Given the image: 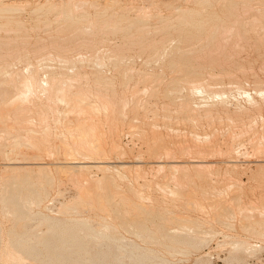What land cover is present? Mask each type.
Here are the masks:
<instances>
[{
	"label": "bare ground",
	"instance_id": "obj_1",
	"mask_svg": "<svg viewBox=\"0 0 264 264\" xmlns=\"http://www.w3.org/2000/svg\"><path fill=\"white\" fill-rule=\"evenodd\" d=\"M87 1L0 0V130H2L0 145L9 147V149L6 148V151L2 149L3 153L6 152L5 156L9 161L1 173L3 185L2 188L0 187V214H2L0 218L4 216L7 222H11V224L9 223L11 227L9 226L10 229H8L9 235H5V237L9 236L6 237L7 240L3 239L0 228V264H149L151 260V264H159V262L153 261V258L155 259L163 253L159 252L160 249L157 252L154 245L162 244L165 249H170L169 254L176 251L180 253L183 248H177L183 247L182 245L199 248L207 241L208 236L212 238L214 234H218L214 223L232 227L231 221L237 214L240 217L239 224L242 230L253 236L264 238V203L246 204L242 198L244 193L240 185L242 182L237 180L238 178L236 180L229 178V173H226V178L233 181L227 180L226 182H230V184L224 190L213 185L216 180L213 177L215 175L206 174L211 172L208 171L207 164L202 163L205 161L191 162L193 168L190 170L185 162L183 165L178 160L168 158L187 152L191 155L190 152L201 154V152L215 150L214 145L217 140L215 135L211 133L212 138H208L209 135H203L204 139L197 140L195 139L196 133L190 142L184 141L185 138L174 141L169 138L167 129L165 132L168 133L165 136L160 133L162 131L159 132L161 130L159 125V127L157 126L159 130L154 126V123L159 122V119L155 117L159 116L157 114L160 110L159 106L156 107L157 101L154 99L160 98V94L165 97L163 103H160L163 115L161 121L166 120L164 127L173 117L172 113L178 117H175L178 123L179 116H181L182 120L180 121L183 124L185 123L183 119L191 120L193 124L196 120L195 125L198 123L196 126H199L202 119L200 121L198 118L205 117L204 120L207 118L211 120L217 116L218 119L221 117L218 112L220 107L229 109L226 106L223 107L228 96L224 90L216 91V96L220 97L213 102L205 103L200 97V100L204 102V104H200L201 106L195 105L196 101L192 105L190 93L199 91L198 94L201 95H203L202 93L209 94V88H213L214 85L211 84L212 87L208 85V78L211 79V75H218V80L219 77H223L219 76L222 75V72L221 74L216 72V75L210 73L206 75L209 76L207 79L201 80L205 76L204 69L206 67H221L223 65L220 62L221 57L222 60L231 58L234 48L230 51L231 46L226 45L228 40H223L224 35H226L225 38L235 35L236 39L244 40L246 34L249 33V29L246 28L248 25H251L250 28L254 33L259 25L263 29L261 31H264V7L253 4L251 6L249 4L251 0H198L194 6H169L168 8L171 10L167 14L156 15V7L158 8L156 0L154 3L150 0L147 2L148 5L145 4L146 6H137L133 0ZM186 1L184 0V2ZM191 2L193 3L192 0ZM88 5L94 10H88ZM218 5L221 13L215 10ZM253 7V11L260 10V12L252 17L251 23H248L249 19L247 22L243 21L246 20L243 19L244 14L251 12L250 8ZM159 13L163 12L159 10ZM27 14L33 18V24L25 22L24 16ZM150 16L157 20V24L154 28L152 27L154 30L151 34L149 32L151 29L149 21L152 19ZM32 30L35 31L36 37H32ZM39 31L44 35H39ZM113 34L122 36L121 43L116 42L118 39L114 41L112 39L114 45H110L111 41L105 47L108 59L115 66L114 68H117L114 71H117L118 68L122 69V67L124 69L121 77L124 89L120 92L114 88L112 78L100 70L102 65H106L107 58L104 53H100L102 51L99 50L100 47L97 48L98 44L108 43L109 35ZM232 37H227V39L230 40ZM259 40L260 44H262L261 41L264 42L260 38ZM232 41L235 44L240 42L234 39ZM247 42L249 39L244 43L248 44ZM253 43H251L252 48L255 45V42ZM241 44L235 46L240 48ZM244 48L242 49L241 45V53L245 52ZM83 49L86 50L84 52L86 54L81 53ZM237 50L240 51L236 48L235 51L238 52ZM143 54L147 64L165 57L163 65L169 68L166 70L171 75H169V80L164 83L165 87L162 92L160 86L166 80L163 79L164 70L161 73L140 71L137 74V82L132 83L135 67L132 66L133 69H130L132 67L127 59ZM49 60L58 61L57 67L53 65L41 67L44 69L50 67V69L58 70L69 69L72 73L65 70H46L45 75H40L41 70L38 65H44L47 61L50 64ZM247 63L249 62L247 61ZM263 64L260 66L264 67ZM18 65H22L23 68H17ZM86 65H90V69L94 70L91 73L81 71L86 68ZM138 69L140 70V68ZM245 72L247 71L245 70ZM232 73L234 72L232 71ZM232 73L230 70V74ZM237 79L240 80V78ZM206 80L208 81L205 82ZM228 81L227 86H229ZM236 81L234 82L236 83ZM223 83L225 84V82ZM140 85H143V88H140ZM234 87H239V85ZM184 89L186 94L183 98L181 97L182 100L179 99L180 102H177L176 95ZM252 91L254 90L252 89ZM244 92L247 94L249 91L243 89V96ZM255 93L260 96L261 101L255 100L253 95H246L247 102L261 115L264 112V88L258 86ZM141 94L148 96L142 98ZM214 98L217 97L214 95ZM153 101L156 103L155 105ZM59 104H62L63 107H60ZM241 105L237 106L239 108L237 110H240ZM237 110L232 112L235 117L239 118L238 125L240 126H238V131L232 130L230 135L227 133L229 141L224 140L226 151H229L235 143L238 145L239 135L242 138L243 133L246 134V132L248 135L252 133L253 137L261 135L263 137L261 140H264V118H260L259 127L254 129L252 126L255 124L256 127V120L253 123L249 121V125L244 121L245 119L243 120L247 113L246 110L250 111L249 108L242 107L240 111L245 110V112ZM149 113L153 115L152 119L153 117L155 120L157 119L156 122L148 123L151 126L153 124L154 127L152 126L151 129L145 127V119ZM225 114L226 112H224ZM227 114L229 115V112ZM251 116L246 120H253L254 116ZM229 118L231 119V116ZM152 119L151 121L154 120ZM211 122L213 123V121ZM236 122L233 123L232 120L228 123L236 126ZM207 124L209 126V123ZM221 124L223 125V123ZM214 125L212 124L210 127ZM201 127L203 128V125ZM123 128L125 133H130L132 136L138 135L145 141V149L137 151V156L134 157V159L138 157L136 161L134 160L135 164L126 161L116 162L118 165L110 163V155L121 154L120 156L124 155L125 157V154L132 152L131 146L124 145L123 147L121 143L120 134L121 132L123 134ZM169 128L172 129L171 125ZM203 129L205 130V128ZM234 129L236 128L234 127ZM175 131L177 133V129ZM205 132L203 131L204 134ZM206 134L208 133L206 132ZM253 137H248L247 141L255 139ZM254 145H256L255 149L257 147L255 151L264 149V143L257 142ZM217 146L219 145L217 144ZM240 146L242 148L243 143ZM216 150L219 153L221 148ZM235 150L238 151V146L234 149L236 155ZM243 150L238 153H242ZM248 150L250 151V149ZM261 150L259 151L261 152ZM45 152H50L58 159L54 164V169L47 166L50 163L45 164L38 160L42 156L44 158ZM144 153L149 156L161 157H155L157 160L153 161L154 165L152 166V162L150 165L157 166L156 169L153 168L157 173V169L166 170L163 171L164 173L162 172L163 174L157 175L156 179H148L145 174L148 172L140 167L142 160L139 158ZM245 153L248 154L247 151L242 154L245 155ZM212 155L214 156L213 152ZM163 156H166L167 159L162 158ZM191 159L194 160V158ZM208 164L214 166L213 162ZM202 165L207 167L206 173L205 170L202 171L205 168ZM233 165L230 172L236 174V172L238 173V168H235L237 163L235 166ZM93 168L102 171V175L100 173L95 181L91 179L93 175H90ZM132 168H134L133 171ZM151 168L148 169L152 172ZM180 168L183 172L182 180L184 179V182L174 175ZM181 171L179 173H182ZM225 171L222 174L223 177ZM62 173L65 174V179H71L72 182L77 183L72 187L78 188V195L71 197L72 199L61 200L60 206L57 205V209L53 207L55 209L53 210L49 203L54 199V196L51 197L52 191L56 192V196L58 194L61 196L59 184L65 180L60 176ZM153 175L155 176V174ZM195 176L203 179L205 184H198L194 180ZM124 178L128 179L126 185H122L119 181ZM226 178L224 177V179ZM155 180H158L156 184L164 192V194L162 193L163 198L154 197V194L152 195L150 192ZM170 180L172 184L169 183ZM224 181L221 180L222 183ZM63 183L65 186V182ZM228 189H231V193L233 192L232 196L230 193L231 197L229 198H227ZM156 190L158 191V189ZM165 193L167 194L165 195ZM177 201H182L185 205L192 207V210H199L202 216H189L186 212L187 208L186 210L185 208L181 209L187 213L186 215H181L180 212V214L175 213L176 208L173 207H178ZM47 209L53 214H49ZM177 209L179 210V208ZM90 210L95 212L94 216ZM207 214L212 218L209 222H206L208 221L205 218ZM156 219L158 220L156 221ZM34 221L38 224L33 223L35 226H32L31 222ZM205 225L207 226L205 227ZM226 237L229 236L225 235L224 237L223 235V238ZM230 243H228L229 246L234 249L254 248V244L252 245L246 239L233 241L232 245ZM160 259L164 262L166 258L162 259L161 257ZM156 260L158 261V259Z\"/></svg>",
	"mask_w": 264,
	"mask_h": 264
},
{
	"label": "rangeland",
	"instance_id": "obj_2",
	"mask_svg": "<svg viewBox=\"0 0 264 264\" xmlns=\"http://www.w3.org/2000/svg\"><path fill=\"white\" fill-rule=\"evenodd\" d=\"M30 1H32V2H36V0H30ZM38 1V0H37ZM87 1V0H86ZM100 1V0H99ZM135 1V2H134ZM146 1V2H145ZM140 0V2H138V0H137V2H136V0H133V3L135 4V5H137V6H143V5H148V3L147 2H150V0ZM153 1V3H154V1L155 0H151V2ZM165 1V2H164ZM167 1V2H166ZM169 0H156V4L158 3V8L156 7V15H164V14H167L171 9H169L168 7L169 6H171V7H174V6H180V7H184V6H194L195 5V3H196V1H198V0H192L193 1V3L191 2V0H187L188 1V3H187V1L186 2H184V0L182 1V0H178L177 2H175L176 0H170L171 1V4H169V2H168ZM250 1V0H249ZM255 1V2H254ZM88 2V1H87ZM164 3V4H163ZM167 3V4H166ZM264 0H253V2H252V0L250 1V5L251 4H253V5H260V6H263L264 7ZM87 4V3H86ZM89 4V3H88ZM145 5V6H146ZM164 5V6H163ZM253 5H251V6H253ZM87 8H88V10H90V11H93L94 9L92 8V7H90L89 5L87 6ZM165 8H167V9H165ZM256 8V7H255ZM251 10L252 9H254V7L253 8H250ZM159 10H161V12H163V13H159ZM215 10L216 11H218L219 13H221V11H220V9H219V5L218 6H216L215 7ZM248 10V9H247ZM158 11V12H157ZM256 10H252L251 12L249 11H246V12H248L246 15L244 14V18L243 19H246V20H243V21H246L247 22V19H249V21H248V23L250 22L251 23V21H252V17L254 16V15H256V14H258V12H260V10H258L257 12H255ZM245 12V13H246ZM259 14H261V13H259ZM247 16V17H246ZM152 19H150V21H149V25L151 26V29H150V34L151 33H153V30H152V27L154 28V26L157 24L156 23V19L153 17V16H150ZM24 20H25V22H27L28 24L29 23H31V24H33V18L32 17H30L28 14L27 15H25L24 16ZM28 20V21H27ZM31 20V21H30ZM263 22H264V19H263ZM264 24V23H263ZM251 27V25H248V26H246V28L247 29H249V33H247L246 34V39L244 38V40L246 41V40H248L249 39V42H247L248 44H245L244 42V40H241V39H236V37H235V35H229V36H227L228 38L229 37H232V38H230V40L229 39H227V37L225 38L224 36H226V35H224L223 36V40H228L229 41V43H227L228 41H226V45L227 46H231L230 47V51H232L233 49L232 48H234V51L236 50V48L237 49H240V51L239 50H237L238 52H240L239 54H237L238 52H236L235 51V54H233V52L234 51H232L231 52V58L228 60V58H223V60H222V57L220 58L221 60H220V62L223 64L221 67L220 66H214V67H211V66H208V67H206V69H204L205 70V73H204V77L201 79V80H203V79H207V77H209V76H206V75H208V74H212V73H214L215 75H216V72L218 73V72H220L219 74H221V72H222V75H219V76H223V77H219V80H218V78H217V76L218 75H216V76H213V75H211V79L210 78H208L209 79V81L208 80H206L205 82H207L208 81V85H210L211 87H212V85H214V87L213 88H209V94H206V93H202L203 95H201V94H198V92H195V93H197V94H195V93H190V99H191V102H192V105L195 103V101H196V103H195V105L197 104V105H200V104H204V102L205 103H207V102H213V101H215V100H218L219 98L218 97H220V96H216V91H226V96H227V94H228V96L226 97V102L224 103V105H223V107L224 106H226L227 108H229V109H226L225 107H224V109L223 108H219V110H218V112H219V116H221L222 117V119L221 120H223V121H221L220 120V118H218L217 119V116H215L216 117V119H215V117L213 118V119H211V120H208V118L207 119H205V120H207L208 122H206L205 120H204V118L205 117H202V118H198V120H200L201 121V119H202V121L200 122V121H198V122H200L199 123V126H196L198 123H196V125H195V122H196V120H195V122H194V124H193V122L191 123L189 120H184L183 119V122H185L184 124L182 123V121H180V120H182V118H181V116H179V123H178V121H177V119H175V117H176V115L174 114V113H172L173 114V117L171 118V120L169 121V122H167V125L164 127V125H165V122H166V120L165 119H163V120H165V121H161V119H162V112H161V110H162V104L160 105V103H163V101L165 100L164 98L165 97H163L161 94L159 95V97L160 98H155L154 99V101L156 100L157 101V104L156 103H154V101H153V103H154V105L156 104L157 106V108H158V106H159V108H160V110H159V114H157V115H159L158 117H155V118H158L159 120V122H156V120H155V118L153 117V119H152V117L151 116H153L151 113H149V115L147 116V119H145V127L146 128H150L151 129V127L153 126V124H152V126H151V124H149L148 125V123L150 122H156V123H154V126H155V128L157 129V130H159V129H161V130H159V132L160 131H162V132H160V133H162L163 135H165V134H167L168 132V136H169V138H171V139H173L174 141H177V140H184V138L186 139V140H184V141H187V142H190L191 140H192V138L193 137H195L196 135V133H197V136L195 137V139H197V140H202V139H204L203 137L205 136V135H209V137L208 138H212L213 137V135H215V138L217 139L216 140V142H215V150H212V151H207V152H204L205 153V155H203L204 153H202L201 152V154H199L198 152H190L191 153V155L190 154H187V153H182V154H178V155H176L175 157H168L169 159H175V160H178V162H180V163H186V165H188L189 166V168L188 169H190V170H192V163L194 162V163H196V160H199V161H205V162H202L203 164L205 163V164H207L206 166L208 167V171L209 172H211L210 174L209 173H206V169H207V167H205V166H203V167H205L202 171H204L206 174H208L209 176H213V175H215V176H218V177H215V176H213L214 177V179H216V180H214L215 182H213V185H216L217 187H219V188H222V189H226L227 187H228V185L230 184V182H226L227 180L229 181L230 179H227L226 178V173H229V178L231 177L232 179H237V180H240L242 183L240 184L241 185V188H242V190H243V194H242V198H243V200H244V202L246 203V204H248V203H252V202H254V204H259V203H264V149H258L257 151H255L256 149H257V147H256V149H255V146L256 145H254L255 143L257 144V142H261V143H264L263 141L264 140H261L263 137H261V135H259V136H255V137H253V135H251L252 133H249V135L247 134V132H246V134L245 133H243L244 134V136H242V138H241V135H239V137H238V139H240V142L238 141V139H237V143H238V145L235 143L233 146H232V148L231 149H229V151L227 150L226 151V148H225V146H224V144H226V142L227 141H229V135L231 134L230 132H232V130H235V131H238V126H240V125H238L239 124V118H237V117H235V115L233 114V112H235V111H233V110H237V109H239V108H237V106L239 107V105H241V108H240V110H242V107L243 108H246V109H248L249 108V110L250 111H247L246 110V112L248 113V115H247V113L244 115V117H243V120L247 123V125H249L248 123H250L249 121H252L251 123H253L255 120H256V127L254 126L255 124H253V128L254 129H257L258 127H259V125H260V118H264V112L260 115V113H257V111L256 110H254V108H252V106H250L249 104H248V102H247V96H249V95H253L254 96V98H255V100H258V101H261V98H260V96L257 94V93H255V89L258 87V86H260V87H263L264 88V67H262V66H260L262 63H264V42H262L261 41V43L262 44H260V40H259V38L261 39V40H264L263 38H264V31H261V30H263L262 28H260L261 27V25H259L257 28H256V30H254L255 31V33L252 31V28H250ZM262 27H263V25H262ZM264 28V27H263ZM41 31H39V35H44V33L43 32H41ZM35 33V31H33L32 30V37H36V33ZM261 33V34H260ZM33 35H35V36H33ZM259 35V36H258ZM97 37V36H96ZM250 37V38H249ZM263 37V38H262ZM238 38V37H237ZM255 40H254V39ZM112 39H113V41L114 40H117L118 39V41H116L117 43H121L120 42V40L122 41V36H120L119 34H113V35H109V37H108V43H106L105 45L103 44V45H101V44H98V45H100V46H98L97 45V48H99V50L101 51L100 53H104V55H105V58H107L108 59V57H107V50H106V47L105 46H108V44L112 41ZM232 39H234L235 41H240L239 43H236L237 45L238 44H241V43H243V44H241L242 45V49H243V47H245L244 48V53H241L242 51V49H241V45H239L240 46V48L239 47H237V46H235L236 44L234 43V41H232ZM258 39V40H257ZM251 40V41H250ZM253 40V41H252ZM113 41L110 43V45H112L113 44ZM224 41V42H225ZM115 42V44H117ZM253 42H255V45L253 46V48H252V44H254ZM231 43H234L233 45L231 44ZM250 43V44H249ZM252 43V44H251ZM114 45V44H113ZM250 47H249V46ZM258 45V47H256ZM250 48V49H249ZM232 49V50H231ZM246 49V50H245ZM83 50H85V49H83ZM81 51V53L83 54L84 52H86V50L85 51ZM88 53V52H87ZM84 54H86V53H84ZM248 55V56H247ZM262 55V56H261ZM139 56V57H138ZM141 56V57H140ZM239 56V57H238ZM140 58V59H139ZM106 59V65H102L101 66V69L100 70H102L107 76H110L111 78H112V81H113V84H114V88L118 91V92H120V91H122L123 89H124V85H123V82H122V79H121V77L123 76V71H124V69H123V67H122V69L121 68H118V70L117 71H114V70H116L114 67V65L111 63V61H110V59H108L107 60ZM131 59H132V61H131ZM131 59H127L126 61L130 64V66L132 67H135L134 68V71H133V74L135 75L134 76V80L132 81V83H135V82H137V74H138V72H140V71H143V70H147V71H152V72H154V73H161V71L162 70H164V72H165V75H164V77H163V79L165 80L163 83H161V86H160V90H161V92H162V90L164 89V87H165V85H164V83L165 82H167V80H169L168 78H169V75H171L166 69H169V68H167L166 66H164L163 65V63H164V61L165 60H163V59H165V57H162L161 59H159V60H157V61H154V62H152V63H150V64H147V63H145V61H144V59H145V55L143 54V55H134V57H132ZM225 59V60H224ZM227 59V60H226ZM49 61H51L50 62V64H49V62L47 61V62H45V64L43 65V64H41V65H38V67L40 66V72H39V74L40 75H45L44 73H45V71L46 70H56V71H59V70H65V71H68L69 73L71 72V71H69V69L67 70V69H50V68H42L43 66L45 67L46 65H50V66H55V67H57V65H58V61H54V62H52V60H49ZM130 61V62H129ZM135 61V62H134ZM159 61V62H158ZM200 61H202V59H200ZM247 61L249 62V63H247ZM132 62V63H131ZM144 62V63H143ZM158 62V63H157ZM251 62V63H250ZM256 62V63H255ZM110 63V64H109ZM136 63V64H135ZM142 63V64H141ZM238 63V64H237ZM240 63V64H239ZM233 64V65H232ZM230 65V66H229ZM240 65V66H239ZM242 65H243V67H242ZM42 66V67H41ZM106 66V67H105ZM224 66V67H223ZM254 66V67H253ZM263 66H264V64H263ZM133 67L132 68H130V69H133ZM219 67V68H218ZM259 67V68H258ZM17 68H19V69H22L23 68V66L22 65H18L17 66ZM91 68V66L90 65H86V68L85 69H81V71H83V72H87V73H91L94 69H90ZM138 68H140V70L138 69ZM142 68V69H141ZM162 68V69H161ZM225 68V69H224ZM250 68V69H249ZM263 68V69H262ZM44 69V70H43ZM138 69V70H137ZM210 69V70H209ZM234 69H236V70H234ZM240 69H242L241 70V72H240ZM253 69V70H252ZM71 70V69H70ZM224 70V71H223ZM226 70H228V71H226ZM230 70H231V73H232V71L234 72V73H232V74H230ZM238 70V71H237ZM245 70L247 71V72H245ZM251 70V71H250ZM260 70H262V72H260ZM108 71H109V73H108ZM211 71V72H210ZM225 71H226V74H228V76H226V74H225V77H224V73H225ZM235 71H237V72H235ZM119 72V73H118ZM207 72H209V73H207ZM238 72H240V73H238ZM245 74H244V73ZM251 72V73H250ZM255 72V73H254ZM43 73V74H42ZM72 73V72H71ZM122 73V74H121ZM112 75V76H111ZM114 75V76H113ZM230 75H232L231 77H230ZM235 75H237V76H235ZM253 75V76H252ZM256 75V76H255ZM257 76H259V77H257ZM167 77V78H166ZM206 77V78H205ZM212 77H216V78H213L212 79ZM226 77H228V78H226ZM240 78V80L239 79H237V78ZM245 77H246V79H245ZM255 77V78H254ZM261 77V78H260ZM234 78V79H233ZM231 79V80H230ZM249 79V80H248ZM210 80H212L211 82H210ZM218 80V81H217ZM228 80H230V81H228ZM237 80V81H236ZM214 81V82H213ZM227 81L230 83V84H234V85H230L229 83H228V85L229 86H227ZM234 81H236V83L234 82ZM238 81H239V83H238ZM216 82V83H215ZM223 82H225V84L223 83ZM122 83V84H121ZM222 83V85H220ZM254 83V84H253ZM118 84H119V86H118ZM212 84V85H211ZM215 84H219L218 86L217 85H215ZM148 85H150V84H148ZM225 85V86H224ZM237 86V85H239V87H234V86ZM243 85V86H242ZM122 86V87H121ZM163 86V87H162ZM210 86H208V87H210ZM216 86V87H215ZM230 86H232V87H230ZM148 87V86H147ZM217 87H218V89H217ZM242 87V88H241ZM140 88H143V85H140ZM225 88V89H224ZM233 88H235V89H233ZM238 88H239V90H238ZM212 89H213V91L215 92H213L212 93ZM222 89V90H221ZM230 89V90H229ZM241 89V90H240ZM243 89H245V90H247V91H249V92H247V94H246V92H244V96H243ZM252 89L254 90V91H252ZM239 91V92H238ZM183 92V93H182ZM230 92V93H229ZM146 93V92H145ZM144 93V94H145ZM201 93V92H200ZM211 93V94H210ZM144 94H141V96H143L142 98H147V94L146 95H144ZM184 94H186V90L184 89V90H182L181 91V93H178L177 95H176V101L178 102L179 101V99L182 97H184ZM205 94V95H204ZM210 95H212L211 97H210ZM214 95H215V97H217V98H214ZM247 95V96H246ZM204 96V97H203ZM224 96V95H223ZM229 96H231V97H229ZM232 96H233V98H232ZM235 96V97H234ZM240 96V97H239ZM192 97V98H191ZM200 97H202L201 99L202 100H204V102L203 101H201L200 100ZM206 97H207V99H206ZM213 97V98H212ZM225 97V96H224ZM182 98H181V100H182ZM195 98V99H194ZM204 98V99H203ZM210 100H209V99ZM231 98V99H230ZM206 99V100H205ZM239 99V100H238ZM194 100V101H193ZM198 100V101H197ZM180 102V101H179ZM230 102V103H229ZM234 102V103H233ZM199 103V104H198ZM227 103V104H226ZM228 103H229V105H228ZM246 103V104H245ZM159 104V105H158ZM209 104V103H208ZM231 104H232V106H231ZM236 104H238L237 106H235ZM195 105H194V108H195ZM234 105V106H233ZM59 106L61 107H63V105L62 104H59ZM201 106V105H200ZM230 107H232V108H230ZM196 108H198V107H196ZM173 109H174V107H173ZM222 111H221V110ZM230 110V111H229ZM240 110H237L238 112H245V110H243V111H240ZM233 111V112H232ZM252 111V112H251ZM224 112H226V114L229 112V115L227 114H225L224 115ZM230 112H232V113H230ZM254 113V114H253ZM223 115V116H222ZM251 115H253L254 117H253V120H246V119H248V117H250ZM256 115V116H255ZM227 116H231V119L233 120V123H235L237 120H236V118L238 119V121L236 122V126L235 125H231L232 123H230V125H229V121H232L229 117V119L227 118ZM151 117V119L153 120V121H151V119H148V118H150ZM235 118V119H233V118ZM252 117V116H251ZM165 118V117H164ZM176 118H178V117H176ZM168 119V118H167ZM227 120V125L225 124L226 123V120ZM249 119H252V118H249ZM148 122H147V121ZM218 120H220L219 122H217ZM235 120V121H234ZM186 121H188V122H186ZM211 121H213V123L211 122ZM172 122V123H171ZM214 122H215V125H214ZM179 124V125H175V124ZM203 123V124H202ZM207 123H209V126H208V124ZM211 123V124H210ZM221 123H223V125L221 124ZM194 126V128H193V126ZM214 125V126H212V127H210V125ZM220 124V125H219ZM241 124V123H240ZM160 127H159V126ZM170 125H171V127H172V129L171 128H169L168 129V127H170ZM184 125H186V126H184ZM203 125V128H205V130L201 127ZM207 125V126H206ZM153 126V127H154ZM157 126L159 127V129L157 128ZM191 126H192V128H191ZM222 126H223V129H224V131H223V129H222ZM227 126V127H226ZM230 126V127H229ZM231 126H234L236 129H234V127L232 128ZM198 127H199V129H198ZM201 127V128H200ZM208 127V128H207ZM209 127H210V129H209ZM215 127H216V129H217V131H216V129H215ZM225 127H226V129H225ZM154 128V130H156ZM228 128V129H227ZM168 130V132H165V130ZM175 129H177V133H175L176 131H175ZM180 129V130H179ZM185 129V131H182V130H184ZM195 129H197L198 131H196ZM220 129H221V131H220ZM123 130V134H122V132H121V134H120V139H121V143H122V145H123V147H124V145L126 146V147H130V149L132 150V152H129V153H127V154H125V157H124V155H122V156H120L121 154H117V156H115V154L113 155L112 154V156L110 155L108 158L110 159V163H114V164H117L118 165V163H121L122 161L124 162V161H126V162H129L130 164H135V161L138 159V157H137V159H134V157H136L137 156V151H140L141 149L143 150V149H145V141H144V139L143 138H141L140 136H138V135H131L130 133L129 134H127V133H125L124 132V128L122 129ZM156 130V131H157ZM166 130V131H167ZM201 130V131H200ZM211 130V131H210ZM226 130H228L227 132H226ZM1 131L2 130H0V134H1ZM195 131V132H194ZM203 131L205 132H207L208 134H206V132H205V134L203 133ZM220 131V132H219ZM158 132V131H157ZM179 132H180V136H179ZM184 132L186 133V135L184 136ZM192 132H193V134H192ZM226 132V133H225ZM171 133H172V135H171ZM175 133V134H174ZM191 133V134H190ZM213 135H212V134ZM227 133H229V135L227 134ZM177 134V135H176ZM218 136H217V135ZM220 134V135H219ZM242 134V135H243ZM175 135V136H174ZM190 135H192V136H190ZM199 135H201V137H199ZM204 135V136H203ZM211 135H212V137H211ZM223 135V136H222ZM2 136H3V134H2ZM166 136V135H165ZM179 136V137H178ZM184 136V137H183ZM203 136V137H202ZM176 137V138H175ZM227 137V138H226ZM250 137H253V138H255V139H250V141H247V139H249ZM131 138H132V141H131ZM134 138V139H133ZM207 138V137H206ZM219 138V139H218ZM222 138H224L223 140H221ZM244 138V139H243ZM256 138H259V139H256ZM0 139H2V138H0ZM220 140V141H219ZM226 142H225V141ZM245 142H244V141ZM254 141V140H256L255 142H251V141ZM259 140V141H258ZM223 141V142H222ZM222 142V143H221ZM249 142H251V144H249ZM242 143H243V145L244 146H242V148L245 150V151H247L248 152V154L247 153H245V155H247V156H245V155H243L242 153L243 152H245L242 148H241V146L240 145H242ZM253 143V144H252ZM217 144L219 145V146H217ZM221 144V145H220ZM223 144V145H222ZM238 146V151H240V150H243V152L241 153H238V151H236L237 152V154L235 155V152H234V149ZM249 145V146H248ZM134 146V147H133ZM221 148V151L219 150V153L221 154V157L219 156V153H218V150H216V149H218V148ZM6 148H8L9 149V147H2L1 145H0V187L2 188V185H3V178L1 177V173L3 172L2 170H3V168L5 167V165H6V163H8V161H9V159L7 160L6 158H7V156H5V153H3L2 152V149H4L5 151H6ZM224 148V149H223ZM240 148V149H239ZM7 149V150H8ZM136 149V150H135ZM233 149V150H232ZM248 149H250V151L248 150ZM259 150H261V152L259 151ZM251 151H252V153H251ZM2 152V153H1ZM210 152H211V154H210ZM212 152H213V154H214V156L212 155ZM225 152H227V153H225ZM135 153V154H134ZM194 153L196 154L197 153V155H194ZM224 153V154H223ZM231 153V154H230ZM263 153V154H262ZM45 154V155H44ZM43 155H44V158H43V156H42V158H40V159H38L39 161L41 160V161H43L45 164L47 163H50V164H48L47 166H49V167H51V168H55V162L56 161H58V159L57 158H55V155H53V154H51L50 152H45ZM223 154V155H222ZM193 155V156H192ZM201 155V156H200ZM212 155V156H211ZM225 155V157H223ZM240 155V156H239ZM46 156V157H45ZM48 156V157H47ZM53 156V157H52ZM235 156H237V157H235ZM260 156H261V159H259L260 158ZM4 157V160H2V158ZM113 157H116V158H113ZM117 157H118V159L119 158H121L120 160H118L117 159ZM155 157H158V158H161V157H159V156H149L148 154H142V156H140V160H142V166H141V163H140V167L143 169V170H146V172H148V173H145V174H147V178L148 179H150V178H152V179H156L158 176L157 175H161V174H163L166 170L164 169H162V171H161V169H157L158 170V173L156 172V171H154L156 168H157V166L155 165L154 167H152L153 165H154V162L153 161H155V160H157V158H155ZM199 158V159H196V158ZM201 157V158H200ZM227 157L229 158V162L227 161ZM55 158V159H54ZM113 160H112V159ZM126 158V159H125ZM142 158V159H141ZM162 158H164V159H167L166 158V156H163ZM190 158V159H189ZM191 158H194V160L193 159H191ZM230 158H232V159H230ZM108 159V160H109ZM123 159V160H122ZM201 159V160H200ZM238 159V160H237ZM62 160H64V159H62ZM135 160V161H134ZM224 160V161H223ZM236 160V161H235ZM263 160V161H262ZM5 161V162H4ZM21 161V160H20ZM133 161V162H132ZM188 161H190V162H188ZM218 161V162H217ZM232 161H234L233 163H234V165H233V163H232ZM116 162H118V163H116ZM132 162V163H131ZM153 164H152V163ZM192 162V163H191ZM214 163V166L212 167V165L210 166L208 163ZM225 162V163H224ZM241 162V163H240ZM43 163V164H44ZM191 163V164H190ZM201 163V162H200ZM227 163H229V165H227ZM237 163V165H236V167L235 168H238V173L236 172V174L234 173V174H232L231 172H230V169L232 168L231 166L233 165V166H235V164ZM2 164H4V165H2ZM152 164V166H150ZM232 164V165H231ZM30 165H32V164H30ZM184 165V164H183ZM226 165H227V167H226ZM34 166V165H33ZM150 166V167H149ZM202 166H200V167H202ZM210 166V167H209ZM242 168H241V167ZM152 167V168H151ZM202 167V168H203ZM148 168H151L153 171L151 172ZM153 168H155V169H153ZM210 168H213V169H210ZM225 168H226V171H225ZM240 168V169H239ZM227 169H228V171H227ZM253 169V170H252ZM255 169V170H254ZM132 171L134 170V168H132L131 169ZM181 171V168L180 169H178V171ZM183 170V169H182ZM212 170V171H211ZM214 170V171H213ZM225 171V178L226 179H224V177H223V173H224V171ZM164 171V172H163ZM178 171H176L177 173L176 174H174L175 176H176V178L177 179H179V180H182V178H183V172L182 173H179ZM201 171V170H200ZM201 171V172H202ZM215 171H216V173H215ZM220 171H221V174H220ZM236 171V170H235ZM151 172V173H150ZM163 172V173H162ZM203 172V173H204ZM218 172V173H217ZM61 173V172H60ZM59 173V174H60ZM64 173H66V172H64ZM92 173V174H91ZM91 173H90V175H93L92 176V178L91 179H93L94 181H95V179L98 177V176H100V173H101V175H102V171H100V169H96V168H93V170H91ZM204 173V174H205ZM258 173H261V174H258ZM153 174H155V176L153 175ZM180 174V175H179ZM211 174H213V175H211ZM217 174V175H216ZM219 174L221 175L220 177H219ZM64 175L65 174H61L60 176L63 178V179H65L64 178ZM154 177H153V176ZM3 176V175H2ZM180 176V177H179ZM197 176V175H196ZM194 177V180L199 184V183H203V184H205V181L203 180V179H200V178H197V177ZM259 176V177H258ZM172 177V176H171ZM170 177V178H171ZM228 177V176H227ZM233 177H235V178H233ZM252 177V178H251ZM218 178V179H217ZM2 179V180H1ZM231 179V180H232ZM123 180V181H122ZM141 181H142V179H140ZM212 180V181H213ZM221 180H225L223 183L221 182ZM230 180V181H231ZM120 182H121V184L122 185H126L125 183H127V181H128V179H126V178H124V179H121V180H119ZM157 181L158 180H155V181H153L154 183H152V190L150 191L151 193H152V195L154 194V197H161V198H163L164 197V195H162V193L164 194V192H162V190H160L159 189V187H158V185L156 184L157 183ZM183 182H184V179L182 180ZM233 181V180H232ZM63 182H65V186H64V183ZM67 182H69L68 184H67ZM72 180L71 179H65L64 181H62L60 184H59V188H60V190H61V196L58 194L57 196L58 197H60V198H58L57 196H56V192L55 191H52V196L51 197H53L54 196V199H52L53 200V203H52V200H50L49 202V205L50 206H52V209L53 210H55L54 208H58V206H60V204H61V202L62 201H65V200H67V199H72L73 197H76L77 195H78V188L76 189V187H72L73 186V184L74 185H77V183L76 182H72ZM239 182V181H238ZM170 184H172V181L170 180V182H169ZM173 183H174V180H173ZM62 184V185H61ZM156 184V185H155ZM243 184V185H242ZM227 185V186H226ZM78 187V186H77ZM155 187V188H154ZM156 189H158V191L156 190ZM1 190V189H0ZM231 190V189H230ZM230 190L228 189L227 191H228V197L227 198H229V197H231L232 195H233V192L231 193L230 192ZM77 191V192H76ZM154 192V193H153ZM65 193V194H64ZM230 193H231V196H230ZM77 194V195H76ZM160 194V195H159ZM167 193H165V195H166ZM65 195V196H64ZM72 195H75V196H72ZM246 195V196H245ZM67 196V197H66ZM243 196H245V197H243ZM64 197V198H63ZM66 197V198H65ZM72 197V198H71ZM249 199H251L250 201H249ZM62 200V201H61ZM58 202V203H56V202ZM61 201V202H60ZM248 201V202H247ZM177 203L179 204L178 205V207H173L172 209L174 210V212L176 213H178V214H180L181 213V215H186L187 213L186 212H188V215L189 216H191V217H193L192 215H195L194 217H196V216H198V217H201L202 216V214H201V212L199 211V210H197V209H194V210H192L193 208L192 207H189V206H187V205H185L182 201H177ZM52 204V205H51ZM58 205V206H57ZM54 207V208H53ZM177 208H179V210H184V208H185V210H186V208H187V210H186V212H183L182 210L181 211H179ZM189 208V209H188ZM46 211H49V214H53V213H51L50 212V210H46ZM91 211V213H92V215L94 216L95 215V212L94 211H92V210H90ZM180 212V213H179ZM191 212V213H190ZM90 213V214H91ZM198 213V214H197ZM191 214V215H190ZM197 214V215H196ZM209 214V213H208ZM207 214V215H208ZM1 216H2V214H0ZM201 215V216H200ZM206 215V219H208V221H206V222H209V220L210 219H212L211 218V215H208V216H210V218H208V216ZM0 216V217H1ZM6 218V217H5ZM4 218V216L2 217V218H0V228H1V231H2V235H3V239L4 240H7L8 238H6V237H9V236H6L5 237V235H9V230L8 229H10V227H11V222L9 221V222H7V220ZM3 219V220H2ZM158 219H156V221H157ZM36 221V220H35ZM31 222V225L33 224V223H35V225L36 224H38V222ZM232 223H233V226L232 227H226V226H222V225H219L218 223H214V228H215V230L217 231L216 233H218V234H214V236L211 238V236H208L207 237V241L205 242V243H203L199 248H194V247H192V246H190V245H182L183 247H178L177 249H180V248H183V250L182 251H180V253L179 252H175V253H173V254H169L170 252H169V250L170 249H165V247L162 245V244H159V245H154V248H156L157 250V252H158V250H159V252H162L163 254L162 255H158V257H156L155 259L153 258V261L155 260L156 262H159V264H160V262H161V264H264V238H259V237H257V236H253V235H251V234H249V233H246V231H244V230H242V228L240 227V224H239V222H240V217H239V214H237L236 215V217L231 221ZM10 223V224H9ZM207 224V223H206ZM209 224V223H208ZM216 224V225H215ZM34 224L32 225V226H35ZM210 225V224H209ZM218 225V226H217ZM10 226V227H9ZM207 225H205V227H206ZM219 226H221V227H219ZM205 227H203V228H205ZM43 229H45V227H42ZM220 228V229H219ZM221 228H223V229H221ZM233 228V229H232ZM218 229V230H217ZM224 230V231H223ZM8 232V233H7ZM6 233V234H5ZM10 233H12V232H10ZM223 235H224V237H225V235L226 236H229V237H226V238H223ZM209 238H211V239H209ZM252 238V239H251ZM239 239H246V240H249L250 242H251V244L254 246V248L253 249H245L244 247H240V248H238V249H234V248H232V247H230L229 246V244L228 243H230V245H232V242L233 241H236V240H239ZM165 242H167V241H165ZM226 243H227V245H226ZM92 244V243H91ZM225 244V245H224ZM93 245V244H92ZM161 246L162 247V249H161V247L159 248V247ZM219 246H221V247H219ZM225 246V247H224ZM158 247V248H157ZM163 247H164V249H163ZM186 247V248H185ZM162 250V251H161ZM164 250H166V251H164ZM164 251V252H163ZM157 254V253H156ZM158 254H160V253H158ZM182 254V255H181ZM207 254V255H206ZM165 255V256H164ZM160 256V257H159ZM162 257V259L163 258H166L168 261L166 262V259H164V262H162V261H160L161 258ZM156 259H158V261L156 260ZM160 259V260H159ZM180 261V262H179ZM150 262H152V260L151 261H149V264H151Z\"/></svg>",
	"mask_w": 264,
	"mask_h": 264
}]
</instances>
